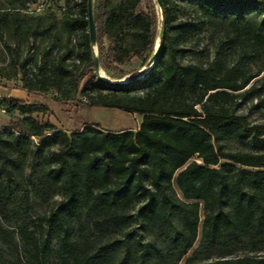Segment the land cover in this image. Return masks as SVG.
<instances>
[{
	"label": "trees",
	"instance_id": "obj_1",
	"mask_svg": "<svg viewBox=\"0 0 264 264\" xmlns=\"http://www.w3.org/2000/svg\"><path fill=\"white\" fill-rule=\"evenodd\" d=\"M160 1L154 67L111 86L87 0H0V82L141 116L68 132L43 104L0 100V264H264V120L247 113L264 119V0ZM92 10L101 71L142 75L127 68L154 53L156 1Z\"/></svg>",
	"mask_w": 264,
	"mask_h": 264
},
{
	"label": "rangeland",
	"instance_id": "obj_2",
	"mask_svg": "<svg viewBox=\"0 0 264 264\" xmlns=\"http://www.w3.org/2000/svg\"><path fill=\"white\" fill-rule=\"evenodd\" d=\"M48 9L54 10L57 14L60 13L59 8L53 6L52 8L41 6V11L39 13H44ZM94 51L96 52V47L94 48ZM140 65V61L135 60L131 66L127 68V70H134L135 73H133V75H137L145 71L146 68V65L143 67H140ZM100 74L102 77L108 78L101 70ZM130 78L131 76L127 75L119 81H127ZM29 102L43 104L46 107V110L42 114L38 115V118L47 120L51 122L57 129L68 132L79 130L83 128L84 125H98L104 131L118 132L123 131L126 127L133 128L134 123L138 122L139 120L138 115L126 113L117 109L93 108L91 110H87L81 109L73 104L57 103L52 100L50 94H35L30 98ZM247 113L251 122L264 120L256 111ZM8 120V116L0 110V128L5 126L4 124L7 125ZM200 239L201 229L199 230L197 241L189 250L187 256H190L193 250L198 248ZM199 262L201 263V261ZM180 264H184V261L180 262Z\"/></svg>",
	"mask_w": 264,
	"mask_h": 264
},
{
	"label": "water",
	"instance_id": "obj_3",
	"mask_svg": "<svg viewBox=\"0 0 264 264\" xmlns=\"http://www.w3.org/2000/svg\"><path fill=\"white\" fill-rule=\"evenodd\" d=\"M155 1L157 4V7L159 9V13H160V27H159V32H158V37H157V42H156L154 53H153L152 57L150 58V60L148 61V63L146 64L145 71L143 72L142 75L135 77L134 79H132L130 81H113V80H110L108 78L102 77L100 74L101 69L99 66V62L97 59L96 52L94 51V48L96 46V33H95V27H94V22H93V10H92L93 0H87L88 33H89V40H90V45H91L92 54H93L94 71H95L96 77L100 81H102L103 83H105L107 85H111V86L132 85L135 82L142 80L149 73V71L154 67V65L157 61V58H158L161 42L163 39L164 23H165L161 1L160 0H155Z\"/></svg>",
	"mask_w": 264,
	"mask_h": 264
},
{
	"label": "crops",
	"instance_id": "obj_4",
	"mask_svg": "<svg viewBox=\"0 0 264 264\" xmlns=\"http://www.w3.org/2000/svg\"><path fill=\"white\" fill-rule=\"evenodd\" d=\"M34 95L35 94H28L26 91L15 87L12 83L5 85L3 82H0V100L3 98H11V99L27 102L30 101V98ZM84 109L91 110L93 108H84ZM138 118L139 120L138 122L134 123L133 128L126 127L124 128V130L136 131L141 123V116H139Z\"/></svg>",
	"mask_w": 264,
	"mask_h": 264
},
{
	"label": "built area",
	"instance_id": "obj_5",
	"mask_svg": "<svg viewBox=\"0 0 264 264\" xmlns=\"http://www.w3.org/2000/svg\"><path fill=\"white\" fill-rule=\"evenodd\" d=\"M40 11H41V5H37V6H35V8L29 9L27 11V13H29V14H38ZM0 110H1V112L5 113L4 109H0Z\"/></svg>",
	"mask_w": 264,
	"mask_h": 264
}]
</instances>
